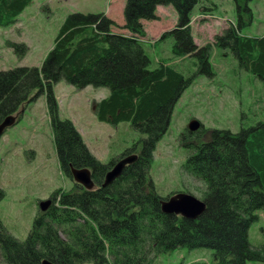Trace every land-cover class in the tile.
Wrapping results in <instances>:
<instances>
[{"label":"trees","instance_id":"trees-1","mask_svg":"<svg viewBox=\"0 0 264 264\" xmlns=\"http://www.w3.org/2000/svg\"><path fill=\"white\" fill-rule=\"evenodd\" d=\"M32 1L0 0V27L13 26ZM123 1L121 27L103 13H71L40 67L0 71V125L5 120L14 125L19 108L44 95L60 172L72 180L73 170L88 169L93 183L91 190L74 182L69 192H53L50 206L36 215L24 240L11 236L0 220V264H152L180 248L211 250L210 264H264V232L258 247L248 238L257 213L264 212V122L237 133L215 129L209 140L187 145L181 171L200 188L198 197L189 190L182 193L205 204L194 219L163 213V201L177 193L161 197L147 178L175 104L195 75L212 76V48L229 50L240 68L264 82V36H243L238 24L197 47L189 26L193 8L203 0ZM232 1L240 8L249 0ZM158 6H171L177 23L153 43L171 38V57L151 68L142 21L157 20ZM6 45L18 58L26 54L23 43ZM193 57L197 71L189 75L174 63ZM60 81L76 90L108 89V95L94 104L95 118L110 126L128 123L139 138L107 163L96 160L72 124L56 116L53 85ZM199 133L181 137L197 139ZM133 155V162L104 185L113 166ZM4 196L0 189V202Z\"/></svg>","mask_w":264,"mask_h":264},{"label":"rangeland","instance_id":"rangeland-1","mask_svg":"<svg viewBox=\"0 0 264 264\" xmlns=\"http://www.w3.org/2000/svg\"><path fill=\"white\" fill-rule=\"evenodd\" d=\"M123 7V0H34L13 26L0 27V71L40 67L69 14L104 13L121 27ZM156 16L157 20L142 21L146 34L144 49L151 68L157 61L171 57V38L153 43L177 23L171 6H158ZM238 24L243 36H264V0H249L245 5L241 2L240 8L232 0H203L193 8L189 31L192 42L201 47ZM113 31L122 32L118 28ZM7 41L23 43L26 54L18 58L7 47ZM196 61L193 57L177 59L174 63L189 75L197 71ZM210 67L212 76L195 75L193 83L175 104L169 127L156 145L147 178L161 197L185 190L198 197L199 183L181 171L191 143L209 140L215 129L237 133L241 127L264 122V82L240 68L230 51L222 47L212 48ZM108 93L106 88L92 86L76 90L64 81L53 85L57 118L72 124L88 152L101 163L118 157L139 138L128 123L110 126L95 118L94 104ZM13 118L15 124L6 128L0 137V189L5 193L0 202V220L11 236L24 240L40 212L39 204L57 190H73L74 181L59 170L45 96L22 105ZM192 120L201 125L192 133L200 131L198 140L192 135L181 137ZM137 151L132 153L136 155ZM257 214L258 220L248 231L253 247L263 242L264 212ZM211 256L212 251L208 249L180 248L157 257L152 264H210Z\"/></svg>","mask_w":264,"mask_h":264},{"label":"water","instance_id":"water-1","mask_svg":"<svg viewBox=\"0 0 264 264\" xmlns=\"http://www.w3.org/2000/svg\"><path fill=\"white\" fill-rule=\"evenodd\" d=\"M12 124L11 120H5L0 125V137L3 131ZM200 128V123L197 120H192L187 126L189 133H195ZM135 156H130L122 161L118 162L113 168L107 173L105 177L104 185H107L114 179L122 170V168L131 162H133ZM72 180L75 183L82 185L86 190L93 189V183L90 179V171L88 169H79L72 171ZM50 200L41 202L39 204V210L45 212L50 206ZM161 210L163 213L168 215H180L186 219H194L201 215L205 210V204L194 196L187 193H177L165 201H163ZM42 264H51L50 262L43 261Z\"/></svg>","mask_w":264,"mask_h":264},{"label":"crops","instance_id":"crops-1","mask_svg":"<svg viewBox=\"0 0 264 264\" xmlns=\"http://www.w3.org/2000/svg\"><path fill=\"white\" fill-rule=\"evenodd\" d=\"M33 1H34V0H33ZM33 1H32V2H33ZM28 7H29V6H28ZM28 7L22 12V14H21L20 16H22V15L24 14V12H25L26 10H28ZM156 10H157V8H156ZM103 14H104V13H103ZM20 16H19V18H20ZM19 18H18V19H19ZM123 23H124V22H123ZM115 32H116V31H115ZM120 33L125 34L126 32L122 31V32H120ZM145 39H146V37H145ZM145 39H144V40H145ZM145 42H146V41H145Z\"/></svg>","mask_w":264,"mask_h":264}]
</instances>
